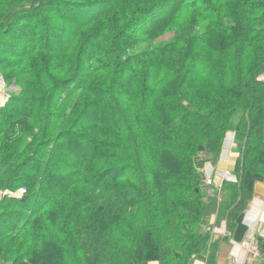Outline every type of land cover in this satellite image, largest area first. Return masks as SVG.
Listing matches in <instances>:
<instances>
[{
    "label": "trees",
    "instance_id": "obj_1",
    "mask_svg": "<svg viewBox=\"0 0 264 264\" xmlns=\"http://www.w3.org/2000/svg\"><path fill=\"white\" fill-rule=\"evenodd\" d=\"M0 73V264L216 263L205 214L264 181V0H0Z\"/></svg>",
    "mask_w": 264,
    "mask_h": 264
},
{
    "label": "crops",
    "instance_id": "obj_2",
    "mask_svg": "<svg viewBox=\"0 0 264 264\" xmlns=\"http://www.w3.org/2000/svg\"><path fill=\"white\" fill-rule=\"evenodd\" d=\"M228 147L224 148L219 159L202 152L196 157V165L204 177L213 171L214 182L220 183L226 171L233 173L236 160L240 154L242 142L238 141L236 132L230 131L227 137ZM217 214L207 212L199 225V232H210L211 243L216 244L217 259L215 264H263L264 249L256 252L245 250L241 243L247 238H259L264 242V181L257 182L253 198L247 208L237 219L236 227L230 237H226V223L216 224ZM238 258V262H234ZM208 254L196 256L192 264H207ZM149 264H160L152 261Z\"/></svg>",
    "mask_w": 264,
    "mask_h": 264
},
{
    "label": "built area",
    "instance_id": "obj_3",
    "mask_svg": "<svg viewBox=\"0 0 264 264\" xmlns=\"http://www.w3.org/2000/svg\"><path fill=\"white\" fill-rule=\"evenodd\" d=\"M259 79L264 80V74L261 75ZM227 143L228 141L226 142L224 148L228 147ZM237 180H238V177L234 173L230 172L229 170L224 173L223 180L220 183L214 182L213 171L208 174H205V176L203 177L204 184L206 185L216 184V186L219 189H221L223 181L237 182ZM25 192H26L25 188H20L16 192H11V191L0 192V199L2 198L4 194H10V195H14L18 197V196H22ZM261 242L263 241L260 240L259 238H255V237L247 238L241 243V246L249 252L257 253L260 249ZM234 262H238V258H234Z\"/></svg>",
    "mask_w": 264,
    "mask_h": 264
},
{
    "label": "rangeland",
    "instance_id": "obj_4",
    "mask_svg": "<svg viewBox=\"0 0 264 264\" xmlns=\"http://www.w3.org/2000/svg\"><path fill=\"white\" fill-rule=\"evenodd\" d=\"M172 36H173V33H168L164 35L163 37H161L159 40L160 41L167 40L169 38H172ZM19 90H20L19 87L16 85L14 81H10V82L7 81V79L0 73V106H4L7 103L9 97L14 93L19 92ZM0 192H3V191H0ZM18 197H21V196H18Z\"/></svg>",
    "mask_w": 264,
    "mask_h": 264
},
{
    "label": "clouds",
    "instance_id": "obj_5",
    "mask_svg": "<svg viewBox=\"0 0 264 264\" xmlns=\"http://www.w3.org/2000/svg\"><path fill=\"white\" fill-rule=\"evenodd\" d=\"M229 133H230V131L227 133V136H226V139H225V142H224V147H225V144H226V142H227V137H228ZM224 147H223V149H224ZM222 151H223V150H222Z\"/></svg>",
    "mask_w": 264,
    "mask_h": 264
},
{
    "label": "water",
    "instance_id": "obj_6",
    "mask_svg": "<svg viewBox=\"0 0 264 264\" xmlns=\"http://www.w3.org/2000/svg\"><path fill=\"white\" fill-rule=\"evenodd\" d=\"M200 150H201V151H205L206 149H205L204 147L201 146V147H200ZM206 151H207V150H206Z\"/></svg>",
    "mask_w": 264,
    "mask_h": 264
}]
</instances>
